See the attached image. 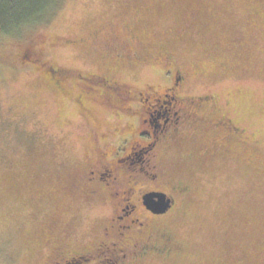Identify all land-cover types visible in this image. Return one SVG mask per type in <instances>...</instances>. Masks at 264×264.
I'll return each instance as SVG.
<instances>
[{
	"label": "rangeland",
	"instance_id": "374dc122",
	"mask_svg": "<svg viewBox=\"0 0 264 264\" xmlns=\"http://www.w3.org/2000/svg\"><path fill=\"white\" fill-rule=\"evenodd\" d=\"M145 8L153 16L137 26L142 58L91 42ZM159 43L184 73L174 93L189 100L193 132L160 147V164L184 190L151 223L161 253L140 264H264V0H57L42 21L0 35V264H56L49 227L68 253L108 243L101 227L112 207H125L152 174L138 163L116 168L115 158L146 144L145 110L171 109L157 101H171L168 71L148 56ZM23 53L65 76L22 68ZM90 170L105 171L103 182L89 184ZM164 181L151 186L170 188Z\"/></svg>",
	"mask_w": 264,
	"mask_h": 264
},
{
	"label": "flooded vegetation",
	"instance_id": "af4514ba",
	"mask_svg": "<svg viewBox=\"0 0 264 264\" xmlns=\"http://www.w3.org/2000/svg\"><path fill=\"white\" fill-rule=\"evenodd\" d=\"M152 16L153 11L151 12L150 8H145V10L139 9L129 17L127 16V18H121L115 22L112 25L113 27L111 26L112 28L108 31H101L100 36L98 35L99 37H93L91 42L94 38L100 39L104 49L109 47L110 49L117 50L116 56L118 58L123 57L121 53H129L130 58L127 59L131 60H135L138 57L142 58L141 55L139 56L136 54V51L140 50L139 47H143L144 43L140 38V32L138 31L139 27L137 28V26ZM196 16L197 14L194 12L193 17ZM194 19L196 20L197 18ZM194 19L192 20L193 22L195 21ZM192 21L186 22L184 27L179 28L177 31L178 34L183 35L184 32L186 33L187 30H189L188 28H190ZM166 33H169V30H166ZM156 35L157 32H154L153 36ZM24 54L25 53L21 55V58L18 59L17 62L22 68H29L33 64H41V67L49 79L53 78L54 75H58L60 78L63 75L65 76V69L56 67V65L51 61H44L42 63L35 59H33L34 61H31L27 56H24ZM148 56L152 60H162L161 63L168 71V78H170L172 82V85L168 88V90H171L173 95L171 96L167 93H164V97H171V101H167L166 99H158L157 101L168 104L169 106L171 105V107H169L171 109H166L163 112L157 110L154 112H146L145 110L144 118H146V120L144 119V121L150 122L151 125H153L151 132L145 133L146 144L141 147L139 152L134 151L135 147H131L129 152L124 154L122 153L116 157L115 167L118 168L120 163H129L132 165L138 163L139 165H142L143 169L144 166H147L149 168L147 173L150 174V172H152L151 176L149 177L150 181L147 180L142 183L143 188L141 189V193H139V195H135L136 193L132 189L128 191L129 195H127L125 207L124 203L121 202L118 203L120 206L114 205L112 207L111 216L107 218L103 227H101L104 238L110 239L108 243L102 241L99 243V246H89V248L84 252L73 250L68 253V240L65 237L59 235V233L56 231L58 228L55 229V227H49L47 230V238L53 242L52 252L60 253L59 259L56 260V264H90L94 262L95 264H140V262L145 259L144 256L149 254L147 252H151L153 255H158L161 253L158 251V246L161 245L160 238H158L159 235L156 231H154L151 223H153L156 219L164 218L173 211L176 204V199L173 192L182 191L184 189L172 182L173 178L169 174L168 169L165 168V166L162 167L160 164V147L162 144H166L175 138V136L178 134L177 132L181 133L178 134L179 136L185 134L187 135L186 132L190 131L191 120L189 117H186V113L184 111L185 105L189 103V100L182 99L174 93V90L178 89L180 83L185 78L184 73L173 66L174 56L161 44L159 46V52L156 56ZM53 81L56 83L58 88L62 86V84H59L56 79ZM160 119L162 120V123H160ZM181 122L183 123L181 126H179L181 130L175 131L174 129L169 128L171 123L175 129H178V125ZM190 132L192 134L193 130ZM124 151L125 148L117 149L118 154ZM90 173L92 176H94H90V179H88L89 184H93V182L96 181L102 183V179L105 178L106 174L105 171H99L100 176H95V171L93 170H90ZM162 173L165 176L164 183H169L170 188L166 189L158 186L160 183L157 186H151V182H153V184L154 181L157 182L158 177ZM77 184L78 188H76L75 182L76 190L80 188V184ZM98 190L99 189H96L95 191L97 192ZM159 193H163L165 195V210L163 212H156L149 208L150 206L157 209V206L154 205V202L159 200V197L156 196V194ZM104 195H107L106 191ZM108 196L111 199L114 198L111 192H109ZM150 242H154L157 250H154L153 248L150 249L148 246ZM91 245L95 244L93 243ZM99 251L101 253L106 251L110 252L111 257H106L104 260L102 259L101 254H99Z\"/></svg>",
	"mask_w": 264,
	"mask_h": 264
},
{
	"label": "trees",
	"instance_id": "16d2710c",
	"mask_svg": "<svg viewBox=\"0 0 264 264\" xmlns=\"http://www.w3.org/2000/svg\"><path fill=\"white\" fill-rule=\"evenodd\" d=\"M57 0H0V35H19L23 27L40 22ZM0 60L3 58L0 55Z\"/></svg>",
	"mask_w": 264,
	"mask_h": 264
},
{
	"label": "water",
	"instance_id": "95a60500",
	"mask_svg": "<svg viewBox=\"0 0 264 264\" xmlns=\"http://www.w3.org/2000/svg\"><path fill=\"white\" fill-rule=\"evenodd\" d=\"M156 196L159 197V200L157 202H154V205L157 206L156 207L157 209L150 207L149 205L148 206L150 209H153L156 212H163L165 210V203H164L165 195L163 193H159L156 194Z\"/></svg>",
	"mask_w": 264,
	"mask_h": 264
}]
</instances>
